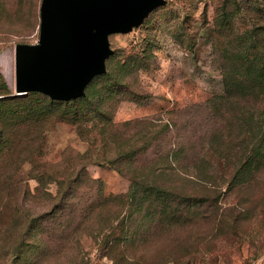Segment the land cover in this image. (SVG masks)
Listing matches in <instances>:
<instances>
[{"label": "rangeland", "instance_id": "rangeland-1", "mask_svg": "<svg viewBox=\"0 0 264 264\" xmlns=\"http://www.w3.org/2000/svg\"><path fill=\"white\" fill-rule=\"evenodd\" d=\"M162 1L140 25L107 35L106 72L148 55L123 87L142 102L116 94L101 103L107 130L63 107L18 117L17 100L0 101V264H264V79L244 81V68L264 74V0ZM41 4L0 0V98L17 95L15 48L40 42ZM90 85L105 92L102 79ZM30 92L29 105L50 98ZM168 124L195 168L160 180L197 205L171 227L130 214L134 167L117 161L149 129L165 141Z\"/></svg>", "mask_w": 264, "mask_h": 264}, {"label": "water", "instance_id": "water-1", "mask_svg": "<svg viewBox=\"0 0 264 264\" xmlns=\"http://www.w3.org/2000/svg\"><path fill=\"white\" fill-rule=\"evenodd\" d=\"M162 0H42L38 44H18L17 95L39 91L69 101L106 72L107 35L140 25Z\"/></svg>", "mask_w": 264, "mask_h": 264}, {"label": "trees", "instance_id": "trees-1", "mask_svg": "<svg viewBox=\"0 0 264 264\" xmlns=\"http://www.w3.org/2000/svg\"><path fill=\"white\" fill-rule=\"evenodd\" d=\"M259 54H261V52H258V54L256 53L255 55L257 56ZM147 57L148 55H146V53L128 55L124 58V60L119 62L117 70L113 71L110 69L105 74L96 76L94 79L97 78L104 80V93L94 94L93 87H91L89 83L86 87L84 96L69 101H60L48 98L47 100H43L44 106L27 104L26 101L28 97H30V95L38 94L37 92H30L25 95H16L12 97H2L0 98V101L12 99L17 100V103L22 105L20 109H15V113H17L18 117H20L21 112L24 113L25 117L29 116L41 118L46 116L49 111H53L54 108L58 109L63 107L62 112H64V115L72 118V120L77 121L81 118L82 121H86L91 118L104 120L102 128L107 130L110 124V115L103 110L100 106L101 103H103L106 98L115 97L116 94H127L129 97H133L135 100H138V102H142V99L138 95L133 94L127 89H123V87L125 86V82H127V77L134 70L146 67ZM247 57L249 56L244 57V61ZM111 60L112 56L106 60L107 64H109ZM229 77L231 78V74L227 76L228 79ZM246 77L248 81L257 82L259 81V78L264 79V74L263 71L252 72L250 69L244 68V81ZM227 86L228 89L231 90L228 82ZM96 98L100 100V104H97L98 106L94 101ZM37 101L39 102L42 100L39 99ZM1 115H3L2 110H0V116ZM129 124H131V122H126L124 125L128 126ZM171 125L173 124L171 123ZM147 126H149L148 128H152V123L149 122ZM149 131L148 135L146 134V136H144V143L140 149L126 151L121 153L117 158L118 162L122 163L126 161V164H132L130 165L131 168L134 167L131 175L132 187L130 194L126 196L131 201L128 205V208L130 207V214L132 216L136 214H144V216L147 215L151 220H154L151 221L152 223L158 220V222L163 224L166 223V225L170 227L185 224L189 222V219H191L190 214L192 213V209L197 206L194 201L195 198L183 195L181 196L172 185L166 184L160 179H178V177L185 179L182 175H185V177L193 175L191 172L195 167L191 163L194 161V158L192 157L195 155H192L191 157L190 153H188V148H186L183 144L179 145L178 142L172 140V130L170 129L169 124L167 125V133H165L167 137L165 141L160 139V134L155 135L156 132ZM148 151L151 152V155L155 156V158L150 159L148 163L151 164L153 163V160L160 159L159 164L161 165H152L148 167V164L139 163V159L142 157H137V155H145ZM183 159H187V161L185 162ZM134 163H138V165L134 166ZM247 163H249L248 167L251 166V160L245 164ZM130 226L131 225L129 223L128 231L130 230ZM115 242L117 244H121L120 242L123 241L117 238L113 243L115 244ZM110 248L113 249L114 247L110 246ZM117 254H119V257H122L123 252H119Z\"/></svg>", "mask_w": 264, "mask_h": 264}, {"label": "bare ground", "instance_id": "bare-ground-1", "mask_svg": "<svg viewBox=\"0 0 264 264\" xmlns=\"http://www.w3.org/2000/svg\"><path fill=\"white\" fill-rule=\"evenodd\" d=\"M9 60H10V57H8V55H3V57H2V63L5 65V66H7L8 67V65H9ZM15 69H16V50H15ZM15 76H16V74H15Z\"/></svg>", "mask_w": 264, "mask_h": 264}]
</instances>
